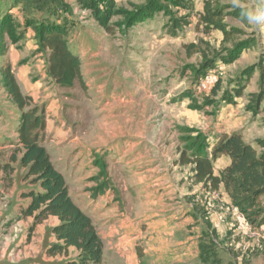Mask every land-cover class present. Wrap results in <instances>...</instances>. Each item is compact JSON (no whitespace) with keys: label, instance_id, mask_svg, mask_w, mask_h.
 <instances>
[{"label":"crops","instance_id":"crops-1","mask_svg":"<svg viewBox=\"0 0 264 264\" xmlns=\"http://www.w3.org/2000/svg\"><path fill=\"white\" fill-rule=\"evenodd\" d=\"M228 4L237 8L230 18L233 28L251 32L256 26L254 38L234 39L237 34L223 41L217 30L189 33V19L181 27L170 19L167 32L138 40L145 47L129 62L101 58L98 49L80 51L85 42L97 39L90 30L98 23L78 0H0V16L12 18L19 40L37 44L35 27L49 20L65 25L68 46L79 56L83 107L93 106V117L81 123L80 114H74L71 130L57 113L50 160L63 175L70 198L91 218L103 242V262L110 241L116 264L124 263L130 242L135 264H264V214L248 207L243 214L234 207L222 182L231 159L212 156L214 146L234 133L257 154L264 153L258 143L264 141L262 24L254 26L242 16L264 8V0ZM37 63L19 70L12 64L11 73L23 95L44 102L48 111L58 109L63 88L41 80L32 94L31 80L22 79L39 73ZM244 71L245 82L238 77ZM18 115L0 82V118H6L0 123V153L8 173L10 161L18 160L16 155L8 159L17 127L6 124L17 122ZM199 133L207 147L197 154L198 146L189 145ZM4 139L10 141L3 146ZM95 157L107 165V189L97 190ZM204 157L210 162L213 189L210 180L196 178L203 166L197 169V161ZM4 192L0 190V203ZM28 203L24 198L13 208L0 204V264H65L72 253L77 257L74 248L65 255L45 253L57 243L51 230L59 222L48 217L30 229L33 219L19 213Z\"/></svg>","mask_w":264,"mask_h":264},{"label":"trees","instance_id":"trees-1","mask_svg":"<svg viewBox=\"0 0 264 264\" xmlns=\"http://www.w3.org/2000/svg\"><path fill=\"white\" fill-rule=\"evenodd\" d=\"M78 2L84 9L91 11L99 27L105 31L110 30L107 23L111 16L110 12L100 10L95 0H78ZM220 2L221 0H204L203 12L200 14L199 21L204 31L217 30L222 34L223 41H226L232 35L240 34L239 30L227 28L223 24L225 18L235 15L237 8L229 4H220ZM152 5L158 7V4L151 0L146 7L139 9L138 13L128 16V24L133 22L134 17L135 22L151 17L154 9ZM119 12L120 10L116 11L118 14ZM142 13L144 17L140 16ZM236 17L239 19L240 15ZM15 28L16 24L10 16H0V42L2 44L3 41L5 42V37L10 39L11 44L19 40V37L14 35ZM35 28L38 48L46 53L48 77L59 88L72 89L78 85L83 90L80 59L68 47L65 25L45 20L38 23ZM5 46H2L1 52L4 51ZM246 72L238 76L243 82L247 79ZM1 73L3 87L19 111L16 132L18 142L23 148L20 164L27 168L25 179L38 188L36 192L30 190L26 194H21L22 197L29 199V203L20 210V217L33 219L30 229L48 217H55L58 220V225L51 230L57 243L47 247L45 250L47 255H65L69 248H74L78 254L77 259L65 264H103V242L91 218L72 201L63 175L51 163L46 149L39 142L46 125L44 110L31 108V98L21 93L9 66H6ZM238 88V94H241L243 85L239 84ZM193 139L189 147L198 146L197 154L207 147L205 138L200 133ZM258 143L264 146V141ZM218 155H227L231 159V165L223 174L222 182L234 207L246 214L243 207L255 208L259 198L264 196V153L257 154L254 148L242 140L239 133H234L214 146L212 156L217 157ZM197 162V169L200 164L203 166L201 170L198 169L196 178L210 180L211 188H215V180L212 179L209 171L210 162L205 157ZM93 164L98 168L97 190L109 188L111 184L105 161L102 157H95Z\"/></svg>","mask_w":264,"mask_h":264},{"label":"rangeland","instance_id":"rangeland-1","mask_svg":"<svg viewBox=\"0 0 264 264\" xmlns=\"http://www.w3.org/2000/svg\"><path fill=\"white\" fill-rule=\"evenodd\" d=\"M150 1L151 0H95L97 6L98 7L100 6V10H105L107 12H110L111 16L107 21L110 30L105 31L101 27H98L97 24H95L94 28L90 30V32L92 35H94V37H97V39L95 38V41L85 42L83 48L81 47L80 51L89 48L98 49L99 51L97 53L100 54L101 58L110 59V60L111 59L120 60V58L121 59L124 58L127 59L126 61L131 62V60H135V56L138 55V53L140 54L141 48L145 47L144 44H139L138 40L143 35L153 36L154 34L164 33L163 31L167 32L165 30V25L166 26L168 25L169 22L168 20L170 19H173V21L177 24L178 27L180 25L179 22H181L180 25L181 27L183 24L187 22V19H189L188 22H190V24L192 23V25L191 27L186 29L185 32L196 33L197 31L203 30V25L200 23L199 17L200 14L203 12L204 0H159V1L152 0L158 4V7L152 5L154 9L152 10L153 13L151 17L142 21H137L138 23H143L144 25H140L139 27H136L134 16H133L134 17L133 22L128 24V16L132 14L135 15V13L139 9L146 7ZM232 1L234 2V0ZM229 2L230 0H221L220 4L228 5ZM117 10H120L119 14L116 13ZM140 16L144 17L143 13ZM230 18L232 17H227L223 20V24L226 25L227 28H233V26L231 25V22L233 20ZM259 32H260V28H259ZM257 33L258 30L256 29L255 26L251 29V32L240 31V35L233 36V38L243 39L247 41L252 37L254 38V36H256ZM3 45L6 46L4 48V51L1 52ZM11 49L12 52L9 55ZM70 50L72 51V49ZM34 54H41V55L40 57L36 58L33 57ZM45 56L46 53L41 52L39 50L36 41L25 42L22 40H18L15 44H11V42H7V41L5 42L3 41V44L2 42H0V82L3 90L5 91L3 87L1 71L6 66H9L11 72L12 64L13 66H17V70H19L18 68L20 67L21 69H24V66H28L30 64L36 63V60H38L37 64L39 65V73H35V75H30L29 79H27V77H24V75H22V79H24L25 81L31 80V85H29L30 89L28 92L32 94L33 92L36 93L35 85L40 84L41 80H44L45 82L54 85L52 80L48 77L47 73L46 75L48 78L44 75L47 69ZM24 72L27 73L25 70ZM13 76L15 78V75ZM34 77H36L35 80L33 79ZM24 83L25 82H21V86H24ZM83 90L78 85H76L72 89H64L63 93L62 92L60 93V98L58 100L59 102L58 109H52V111H48L49 108L45 106L44 102H41L40 100L38 101V99H34L32 96H29L32 100L31 108L36 107L38 110L41 109L44 110L43 113H44L46 125H45V131L39 142L46 149L50 159L52 157L51 141L53 140L52 133L50 132H51L52 124L57 123L59 120V118L56 115L57 113H61L60 116L62 119H64L65 128L71 126V130L74 127V122H76L74 114H80L81 119L78 122L81 123L86 122L89 118L93 117L92 111L94 107L92 106V108H90V105H88V108L86 107V109L83 107V102H82ZM6 95H8L7 92ZM5 121L6 118L1 116L0 123ZM18 122L19 121L7 122L6 127H15V126L17 127ZM17 140L13 139V141H11V145L13 147L9 149L11 152L8 157L9 161L15 158V155H16L15 160H17L18 158L17 161H10L11 163L10 167L12 169L10 173L7 172L8 171L7 161H6L7 159H5L3 153H0V185H1L0 190L5 189L4 194L2 193L3 198L1 199V203H0L2 208H13L17 203L20 204V201L24 200L25 198L21 196V193L26 194L30 190L34 192L38 191L36 189V186L31 185L29 183V180L25 179L27 168L23 167L20 164V158L22 156L20 155V153L22 154L23 148L20 147L21 145L19 144V142L16 143ZM4 141L5 143L3 144V146L6 145L10 141V139H4ZM3 185L5 188H3ZM124 205H125L124 207L128 206L126 201ZM122 207L123 206H121L120 208ZM245 208L246 207H243V209ZM125 209L128 210L127 208ZM252 211L253 212L259 211L260 214H264V199H262V201L258 203L257 206L252 209ZM128 212L130 211L128 210ZM130 245L131 246L129 247L130 248L129 253L126 252L123 255L124 263L122 264H135V259L132 257V255H135V248L133 249L131 248L134 244L130 242ZM112 246L113 244H111L110 241H108L106 244V258L104 259L103 264H116V262H114V254L112 252L113 251ZM71 259H77L75 253H72L70 255V258L67 259L66 261L70 262L69 260Z\"/></svg>","mask_w":264,"mask_h":264},{"label":"clouds","instance_id":"clouds-1","mask_svg":"<svg viewBox=\"0 0 264 264\" xmlns=\"http://www.w3.org/2000/svg\"><path fill=\"white\" fill-rule=\"evenodd\" d=\"M234 5L239 6L238 0H234ZM242 16L251 24H264V8L257 9L256 11H245L242 13Z\"/></svg>","mask_w":264,"mask_h":264},{"label":"built area","instance_id":"built-area-1","mask_svg":"<svg viewBox=\"0 0 264 264\" xmlns=\"http://www.w3.org/2000/svg\"><path fill=\"white\" fill-rule=\"evenodd\" d=\"M260 40H261V44H262V51L264 53V24H262L260 27ZM211 195H214L215 197L217 196L215 194H211Z\"/></svg>","mask_w":264,"mask_h":264}]
</instances>
